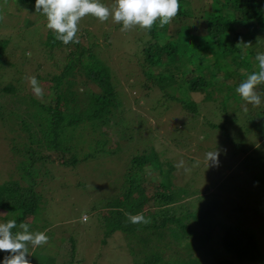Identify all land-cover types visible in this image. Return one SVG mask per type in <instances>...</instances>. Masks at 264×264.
Here are the masks:
<instances>
[{
	"label": "rangeland",
	"instance_id": "1",
	"mask_svg": "<svg viewBox=\"0 0 264 264\" xmlns=\"http://www.w3.org/2000/svg\"><path fill=\"white\" fill-rule=\"evenodd\" d=\"M207 1L189 0L197 16L203 4L205 8ZM115 2L116 0H99V3L109 9L115 6ZM175 24L173 20L170 22L171 33L175 30ZM46 25L47 17L42 12L36 13L35 5L0 0V38L9 39L4 57L7 63L0 66V87L7 82L16 87L13 94L4 95L0 92V182L11 178L20 180L17 165L22 156L16 149L21 148L24 142L28 143L29 135L22 123L29 125L35 137L41 135L40 126L30 116L35 108L32 106L27 109L23 99L31 96L39 102L49 99L51 81L47 76L62 69L67 53L72 49L64 44L52 49L45 47L42 42L50 30ZM122 27V23L117 24L111 15L105 22L87 15L78 23L77 37L86 45L91 41L98 43L95 47L96 55L109 65L112 80L118 85L124 104L114 111L115 116L108 125L101 126V131L104 132L102 138H99L102 150L96 157L69 165H62L61 159L54 158L49 165L55 182L48 178H38L36 190L43 191L47 201L40 213L44 217V225H48L45 230H51L53 244L58 243L62 247L57 261L68 264L61 262L68 257L63 259L61 256L69 251L70 241L67 235L71 234L77 251L72 264H132L126 236L116 230L104 237L103 230L107 224L104 228L103 220L98 219L97 212L106 209L107 204L113 200L120 199L124 189L128 190L123 173L127 170L131 157L151 151L157 154L161 169L171 167L170 179L173 186L185 190L186 196L179 201L183 205L181 210L200 207L202 200L219 201L215 204L213 220L221 222V225L215 227L213 237L202 246L207 260L223 256L224 251L219 244L223 234L221 226L228 224L252 228L264 254V184L257 180L263 167L258 159L264 161V105L250 110L248 117L245 115L242 119L241 111L226 108L228 111L224 112L218 107L220 103L217 106L201 104L200 109L194 113L185 111L179 103L163 97L161 91L149 87L151 81L142 73L137 52L150 37L146 29L137 25L121 31ZM258 37L250 35L252 42L243 46L246 58L251 47L255 48L256 54L264 53V41L255 44L262 41ZM227 59L240 62L239 57L234 54ZM193 60L189 65L191 71L194 70V64L198 63L205 66L204 71L213 70L219 78L226 77L224 69L212 67L215 58L210 52L207 51L204 58L195 57ZM249 61V67L238 65L240 74L246 73L245 79H238V75L231 73L224 81L244 82L251 71H258L255 57H249ZM230 65L232 63L228 66ZM191 74L188 73L189 76ZM29 77L38 80L44 92L42 97L38 98L34 94ZM140 83L143 88H140ZM74 90L81 94L84 87H78L77 84ZM213 91V95L217 94L221 98L225 96V92L219 95L216 89ZM176 95L181 96L179 92ZM195 96L200 101L201 96ZM230 101L233 102V109L242 105L247 107L241 97H230ZM231 112L232 115L236 112V121L231 118ZM120 115L127 121L125 125L129 128L126 130L119 121ZM226 115L227 118L223 119ZM223 120L226 130L217 125ZM249 130L252 131L248 132ZM92 135L94 138L100 136L96 133ZM244 138L246 146L253 144V147L243 152L238 142ZM89 140L90 138L85 142L86 151L93 147ZM254 145H259V151L254 150ZM73 148H77L74 150L77 154L84 152L77 142ZM215 150L219 151V166L208 167L205 154ZM41 152L51 153L55 157V152L50 149L42 148ZM142 169L147 171L141 173L142 178L136 189L145 187V191L150 193L158 180L165 178V172L160 175L158 169L148 165H144ZM205 206L206 204L204 208ZM3 213L0 209V223L3 222ZM84 216L87 217L86 221L82 219ZM59 237L64 239L60 241ZM198 254L202 255L201 252Z\"/></svg>",
	"mask_w": 264,
	"mask_h": 264
},
{
	"label": "trees",
	"instance_id": "2",
	"mask_svg": "<svg viewBox=\"0 0 264 264\" xmlns=\"http://www.w3.org/2000/svg\"><path fill=\"white\" fill-rule=\"evenodd\" d=\"M14 1L22 5H35V0ZM179 3L180 11L173 18V23L178 25L176 27L175 24L174 32L171 33L170 23L161 28L157 19L151 30L146 29L150 37L137 52L142 73L151 81L149 87L161 91L163 97L176 101L187 112L198 111L201 104L217 106L220 103L218 107L224 112L231 108L232 111L239 110L243 113L241 119L245 115L248 117L247 114L255 107L247 103V107L242 105L233 109V102L230 101V97H240L235 89L243 80L229 83L224 80L228 79L231 73L238 75V79L246 78V73L240 74L238 65L249 67V57L256 56L254 47L248 49L247 58L243 54V44L248 46L252 42L250 35L259 36L258 39L262 40L255 44L264 41V0H208L205 8L203 4L198 16L189 0H179ZM200 29L203 32H198ZM77 38L80 41L78 44H64L72 49L67 53L62 69L47 76L51 81L49 99L46 102H39L32 96L23 99L27 109L32 106L35 108L30 116L40 126L41 135L35 137L29 125H23L22 121L18 120L29 133L28 143L24 142L21 148L16 149L22 156L17 165L20 180L11 178L0 182V209L4 211L2 223L8 220H15L17 225L25 222L29 225L30 232H44L49 238L46 245H29L30 255H27L26 259L30 264H60L57 257L62 248L58 243L53 244V232L45 230L48 225H44V217H41L40 213L47 201L43 191L36 190L37 181L48 178L49 181L55 182L49 165L54 158L61 159L62 165H69L96 157L102 150L99 138L104 132L101 131V126L108 125L115 116L114 111L124 104L118 85L112 80L109 65L96 55L95 47L98 43L91 41L86 45ZM8 43V38H0V66L7 63L4 57ZM42 43L51 49L63 44L55 38L52 30L47 32ZM238 44L242 45L237 47ZM207 51L215 58L212 67L227 72L224 79L222 76L219 78L217 73L214 74L213 70L204 71L205 66L202 64L196 63L195 71L190 70L189 65L193 63V59L206 57ZM231 54L238 56L240 62L227 59ZM231 63V67L228 66ZM189 72L192 73L190 76ZM77 84L78 87H84L81 94L74 90ZM139 85L140 88L144 87L141 83ZM15 89L13 83L7 82L0 87V92L9 95L15 93ZM215 89L219 95L225 92V96L221 98L217 94L213 95ZM255 90L264 105V84L257 85ZM178 92L181 96L176 95ZM197 94L201 96L200 101L195 98ZM233 113L230 114L231 118L236 121V112ZM119 121L124 124L125 130L129 128L121 115ZM224 123L225 120L217 125L226 130ZM92 133L100 136L94 138ZM88 138L93 147L86 151L84 147ZM245 141L244 138L238 142L243 152L253 147V144L246 146ZM75 142L79 144L80 149L83 148L82 154L74 151L78 148H73ZM42 148L55 152V157L51 153L41 152ZM259 149V145L254 147L256 151ZM258 161L263 167L257 180L264 184V161ZM144 165L158 169L160 175L165 172V178H160L150 193L145 191V187L136 189L142 178L141 173L147 171L142 169ZM160 166L157 154L152 151L133 155L123 173L124 184L128 190L124 189L120 199L113 200L114 202L107 204L106 209L97 212L98 219L103 220L104 228L107 224L103 230L104 237L116 230L126 236L132 264H264V254L256 233L252 228L243 227L241 224L221 226L223 234L219 244L222 245L224 254L207 260L202 246L213 237L215 227L221 225V222L213 220L215 204L219 201L202 200L200 207L181 210L183 205L179 201L186 196V192L182 187L173 186L170 179L171 167L163 170ZM204 204L207 207L204 208ZM127 213H142L150 219V223L132 224L127 220ZM12 231L15 233L19 229ZM62 239L64 237H59L60 241ZM67 239L70 241V248L61 257L68 258L61 262L72 264L77 254L75 239L71 234L67 235ZM199 252L202 255H197ZM8 255L11 253L0 251V264H3L5 256Z\"/></svg>",
	"mask_w": 264,
	"mask_h": 264
},
{
	"label": "clouds",
	"instance_id": "3",
	"mask_svg": "<svg viewBox=\"0 0 264 264\" xmlns=\"http://www.w3.org/2000/svg\"><path fill=\"white\" fill-rule=\"evenodd\" d=\"M36 13H43L47 17V28L55 33V38L67 45L71 42L79 43L77 38L78 23L87 15L105 22L111 15L113 20L127 31L133 26L151 30L159 19V26L163 28L175 18L180 11L179 0H116L112 9L99 3V0H35ZM242 44H238L239 47ZM245 47L247 44H243ZM258 71L251 73L242 82L236 92L248 104L258 107L261 96L255 90L257 85L264 84V53H257ZM34 94L43 96V88L35 77H29ZM246 110V109H245ZM208 167L219 166V151H209L205 154ZM127 220L132 224H148L150 219L142 213L132 215L127 213ZM84 221L87 217H82ZM19 231L13 233V229ZM48 236L44 232H30L25 222L17 225L15 220L0 223V251L11 253L5 256L3 264H30L26 259L29 254L28 247L43 246L48 243Z\"/></svg>",
	"mask_w": 264,
	"mask_h": 264
}]
</instances>
